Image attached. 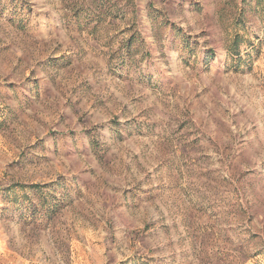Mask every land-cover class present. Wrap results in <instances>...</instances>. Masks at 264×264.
Segmentation results:
<instances>
[{
    "label": "rangeland",
    "instance_id": "374dc122",
    "mask_svg": "<svg viewBox=\"0 0 264 264\" xmlns=\"http://www.w3.org/2000/svg\"><path fill=\"white\" fill-rule=\"evenodd\" d=\"M0 264H264V0H0Z\"/></svg>",
    "mask_w": 264,
    "mask_h": 264
}]
</instances>
